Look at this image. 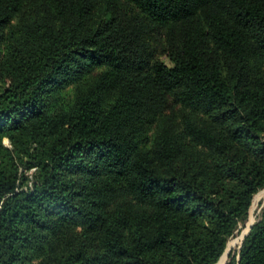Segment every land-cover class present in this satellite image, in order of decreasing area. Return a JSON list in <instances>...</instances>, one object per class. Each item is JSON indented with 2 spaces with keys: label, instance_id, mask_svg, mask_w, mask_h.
Listing matches in <instances>:
<instances>
[{
  "label": "trees",
  "instance_id": "16d2710c",
  "mask_svg": "<svg viewBox=\"0 0 264 264\" xmlns=\"http://www.w3.org/2000/svg\"><path fill=\"white\" fill-rule=\"evenodd\" d=\"M262 188L264 0H0V264H216Z\"/></svg>",
  "mask_w": 264,
  "mask_h": 264
},
{
  "label": "rangeland",
  "instance_id": "374dc122",
  "mask_svg": "<svg viewBox=\"0 0 264 264\" xmlns=\"http://www.w3.org/2000/svg\"><path fill=\"white\" fill-rule=\"evenodd\" d=\"M145 28H146L145 30L147 32L146 39H147V42L149 45V49H151V51H152L153 59H158L160 61L168 63L167 57L164 54H162V47H163V42H164L163 34H164V31L166 28L155 27V26H151L149 24L146 25ZM100 69H101L100 65H95V64L90 65V70L87 71L83 75V78L80 79L79 81L86 80V79L88 80V79L92 78L94 76V74H96ZM77 83H78V81H76L75 79L67 80L66 82L61 84V88L57 91V93L59 92L58 94H61L62 97L68 98L71 96L72 91H73V89ZM184 109L186 111L192 112L193 114H195L197 116H203L199 109H190L189 107L184 108ZM177 110L180 111L181 108L177 107ZM155 129H156V125H153L145 133V135L143 136V138L141 140V146L144 147V146H149L151 144ZM3 142L5 144H8L7 139H3ZM32 170L28 171V174L31 173ZM29 184H30V182H29ZM258 192H259L258 195L254 197L252 204L249 208V212H248V216H247L246 221L244 223H242L239 226L238 230L234 232V235H232L228 239L227 245H226V250L228 249V252L226 253V255L224 252L216 264H226V262L228 261L229 253H233V251H235L238 248V246L241 242V234L245 233L247 231L248 225L250 223H252L253 221H255L257 215L259 214L261 204L264 200V188H262ZM121 200H131L132 201L130 195L117 193V194L113 195V197L110 200V203L113 205V204H115Z\"/></svg>",
  "mask_w": 264,
  "mask_h": 264
},
{
  "label": "water",
  "instance_id": "95a60500",
  "mask_svg": "<svg viewBox=\"0 0 264 264\" xmlns=\"http://www.w3.org/2000/svg\"><path fill=\"white\" fill-rule=\"evenodd\" d=\"M264 201V200H263ZM254 222V221H253ZM253 222L252 223H250L249 225H248V227H247V231L245 232V233H242L241 234V240L248 234V232H249V230H250V227H251V225L253 224ZM226 245H227V243H226ZM225 252V255H226V253L228 252V249L226 250V247H225V249H224V251H223V253ZM222 253V254H223ZM221 254V255H222ZM221 257V256H220ZM219 257V258H220Z\"/></svg>",
  "mask_w": 264,
  "mask_h": 264
}]
</instances>
